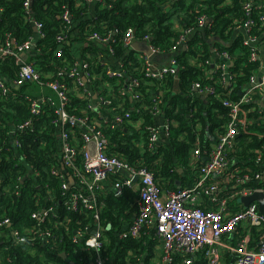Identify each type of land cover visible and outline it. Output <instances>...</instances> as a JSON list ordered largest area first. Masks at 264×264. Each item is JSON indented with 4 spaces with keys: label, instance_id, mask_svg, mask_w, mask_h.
<instances>
[{
    "label": "trees",
    "instance_id": "16d2710c",
    "mask_svg": "<svg viewBox=\"0 0 264 264\" xmlns=\"http://www.w3.org/2000/svg\"><path fill=\"white\" fill-rule=\"evenodd\" d=\"M25 1L0 0V42L8 35L10 41L17 44L36 37V49L28 62H34L43 75L41 82H27L19 88L13 85L20 70L19 63L14 57L0 58V77L10 87L7 97L0 92V220L10 218L12 228L24 231L25 235H29L27 231L32 233L39 229L50 232L53 238L14 244L10 229L0 228V264H70V261L87 264L95 253L74 242L73 235L92 222L93 217L90 213L66 209L65 201L72 192L86 195L89 192L86 186L77 183L69 190L62 188L65 181L68 183V171L62 170L59 128L54 123L59 118L56 109L60 101L57 92L45 83L58 81L69 88L65 107L69 115L99 118L108 140L109 156L147 167L162 189L190 188L200 176L205 164L203 157L224 132L229 119L223 101L229 92L232 99L238 101L247 91L250 78L261 73L263 60H251L253 46L244 44L246 37L237 33V28L249 19L244 5L252 2L250 18L255 25L251 35L257 36L258 44L264 47V27L259 20L264 14L261 4L264 0H177L171 2L172 12L165 9L171 0H106L104 4L95 5L85 0H31L30 10H26ZM65 13L70 14L68 21L63 19ZM202 17L208 21L204 25H200ZM32 19L42 25L39 34L34 30ZM129 28L135 30L139 42L146 37L151 40L153 48L159 51L156 58L163 60L162 67L176 60V76L170 73L161 79L146 76L141 55L123 45L122 38ZM187 30L191 33L185 49L178 42ZM94 33L111 34L109 44L103 47L89 41L88 36ZM62 35L67 36L63 41L59 39ZM75 45L80 46L79 57L74 53ZM214 48L227 51L232 64L227 66L218 59L211 69L208 61L213 58ZM108 57L121 59L122 77L111 78L107 74V70L113 68L104 61ZM72 68L81 76L89 72L87 84L91 90L75 84L70 77ZM225 70L232 75L229 88L224 82ZM133 80L139 82L134 90L140 94L138 100L127 93L128 84ZM197 83L203 88H215L218 95H209L205 103L195 92ZM89 90L99 94L95 108ZM39 97L51 99L56 105L47 103L40 116H33L28 100ZM155 98L161 100L159 106L165 120L176 123L169 133V148L156 149L149 142L150 128L157 126V116L153 115ZM258 99L255 97L253 102L242 105L247 128H241L236 150L229 152L228 158L232 162L247 160L248 164L234 163L235 170L258 171L254 159L259 154L264 157V109ZM127 113L134 122L143 120L141 128L134 124L125 128L112 125V120ZM31 119V128L12 134L14 128ZM76 130L80 139L83 129L77 127ZM16 141L20 146H16ZM198 141L202 158L196 160L192 150ZM180 167L184 169V176L178 171ZM54 170H59L66 179L56 176ZM117 178L112 176L96 191L103 203L102 223L112 225L106 231L108 240L103 254L114 258V264L129 261L140 264L142 259L149 264L158 241L153 235L140 240L118 238L138 211V198L127 188L123 196L116 197ZM257 186H264V179ZM51 206L57 217L51 216L39 225L34 213ZM62 254H66L67 259ZM177 264H181V260H177Z\"/></svg>",
    "mask_w": 264,
    "mask_h": 264
},
{
    "label": "built area",
    "instance_id": "2783aa9c",
    "mask_svg": "<svg viewBox=\"0 0 264 264\" xmlns=\"http://www.w3.org/2000/svg\"><path fill=\"white\" fill-rule=\"evenodd\" d=\"M89 4H104L106 0H85ZM171 0L165 5L168 12H172ZM31 0L25 1L26 10L31 9ZM264 5V2L261 3ZM254 5L247 2L244 5V11L249 19L244 25L237 28V33H243L246 37L245 45H252L251 60L262 59L261 52L263 47L258 44V38L251 35L252 27L255 25L253 18ZM70 14L65 13L63 19L68 21ZM264 27V14L259 18ZM35 31L39 34L42 27L41 23L32 19ZM207 18L202 17L200 25L206 24ZM191 30L183 32L178 42L179 46L187 49V38ZM67 36H60L63 41ZM111 34H91L89 41H95L102 46L109 44ZM123 45L130 51L134 43L139 42L135 36V30L129 28L122 38ZM151 46L155 55L159 51L151 45V40L146 37L144 41ZM36 49V37H30L22 44L10 41V35L4 42H0V58L14 57L20 65L17 79L13 82L14 86L20 87L27 82H41L43 72H40L34 62H28V59ZM177 50V49H176ZM175 50V51H176ZM217 58L210 59L208 64L211 69L215 61L220 59L224 64L230 66L232 59L227 51L220 52L216 48L212 49ZM113 53V51H110ZM137 52V51H134ZM27 53L26 60L22 58ZM145 54V53H144ZM61 54L58 53V56ZM145 65V74L150 78H163L170 73L177 74L176 60H170L168 65L157 67L146 54L141 56ZM82 65V61H80ZM22 63V64H20ZM224 68V65L222 66ZM107 74L111 78H120L124 74L121 69L109 68ZM224 82L229 88L232 82V75L228 70L224 71ZM70 77L77 86H86L89 72L81 76L76 68L70 70ZM48 87L58 93L60 105L56 109L59 118L54 121L59 128V146L61 149V166L63 171H68V183L62 185L64 190H69L72 185L86 186L89 194L82 192H72L67 195L66 209L79 211V213H90L93 217L92 222L79 228L73 235V241L81 244L85 249L94 252L95 256L87 264H114V258L104 256L103 252L107 244L106 231L112 228L111 223L104 225L101 220V209L103 203H100L96 191L99 186L102 187L105 182L110 181L112 176H117L114 185V194L116 197L124 195V189L132 190L137 196L138 211L133 220L118 234L120 240L134 239L140 240L144 237L153 235L157 239L154 246V252L149 264H198L200 256L204 258L205 264H264V212H261L259 204L253 202L245 206L240 200L249 197L255 193L264 195V186H257L264 179V157L259 154L254 159L255 169L237 168L233 169V164L247 165V160L233 162L228 158V153L236 150L238 137L241 134V128H247L246 112L242 105L253 102L255 97L260 107L264 109V66L261 73L253 75L249 80L247 91L243 96L235 101L229 92L228 97L223 101V105L229 111V119L224 125V132L219 139L212 145L206 155L207 160L200 169V176L190 188L162 189L159 187L154 174L145 166L133 165L123 158L109 156L108 140L102 132V123L99 118L90 119L87 116L78 117L69 115L65 111L66 103L69 101V88L58 81H48L45 83ZM139 86L137 80L131 81L127 87V93L132 99H139L140 94L134 90ZM9 84L0 77V92L4 97L9 95ZM90 92L91 96L96 94ZM195 92L200 96L218 95L213 87H202L199 83L195 85ZM87 93H84V95ZM89 95V94H88ZM99 99V94L97 93ZM93 99V98H92ZM31 114L40 116L43 113V106L49 103L55 106L56 103L51 99L42 97L38 100H28ZM155 104L153 115L160 116L162 110L159 106L161 100L153 99ZM97 104V103H96ZM93 108L94 102H93ZM140 111V109H138ZM143 120L133 121L130 113L124 116H117L112 120V125L125 128L126 125L138 126L141 128ZM173 121L165 120L162 126L150 128V145H156L161 131L170 133ZM33 126L32 119L14 128L12 134L23 132ZM80 127L81 137L78 138L76 128ZM16 146L20 143L16 141ZM193 159L202 158L200 142L192 150ZM1 156V149H0ZM205 157V156H204ZM203 157V158H204ZM81 158V160H79ZM56 176L64 179L59 170H54ZM66 179V178H65ZM70 179L73 180L71 183ZM219 180H222L220 182ZM66 194V193H65ZM54 206L41 209L34 213L33 217L43 224L47 219L57 217L54 212ZM68 219H66L67 221ZM9 228L10 236L14 244H23L32 240L42 238L48 240L53 238L50 232L33 230L29 235H25L18 228H12L10 218L5 217L0 220V228ZM225 255V256H224ZM1 262V261H0ZM140 264H147L145 259L139 260ZM128 264H136L129 261Z\"/></svg>",
    "mask_w": 264,
    "mask_h": 264
},
{
    "label": "water",
    "instance_id": "95a60500",
    "mask_svg": "<svg viewBox=\"0 0 264 264\" xmlns=\"http://www.w3.org/2000/svg\"><path fill=\"white\" fill-rule=\"evenodd\" d=\"M34 30L37 31L36 28H34ZM222 43H224V42H222ZM103 47H105V46H103ZM132 50L137 51V52L145 53L147 56L150 57L151 60H153V59H155L157 57V55L154 54L151 46L147 42H143V43L136 42V43H134L133 46H132ZM212 53H213L214 58H217V55L215 54V52L212 51ZM27 57H28L27 53L23 54V56H22V58L24 60H26ZM105 62L114 65L117 70H120L121 59L117 60L114 57H108V58L105 59ZM20 64H22V63H20ZM97 98H98V95L94 94V96H93V99L95 101L94 102V106H96ZM201 99L204 102L207 101V97H205V96H201ZM204 160L206 161L207 157H204ZM70 181L73 182L72 179H70ZM177 184L181 185V183L179 181H177ZM240 201L243 202L245 204V206H248L249 204H251L253 202H257L259 204L261 212H264V195L261 194V193H255V194H253V195H251L249 197H244ZM62 255H63L64 258L67 259V255L66 254H62ZM69 263L70 264H74L72 261H70Z\"/></svg>",
    "mask_w": 264,
    "mask_h": 264
},
{
    "label": "crops",
    "instance_id": "0c3cea01",
    "mask_svg": "<svg viewBox=\"0 0 264 264\" xmlns=\"http://www.w3.org/2000/svg\"><path fill=\"white\" fill-rule=\"evenodd\" d=\"M74 53L75 55H77L78 57L80 56V46L79 45H75L74 48ZM138 54H140L141 56L145 55L143 52H136ZM261 57H262V60H263V66H264V47L262 49V52H261ZM116 59V58H115ZM119 60V59H117ZM105 61V60H104ZM154 65L157 66V67H162V64L161 62H163V60L161 58H156V59H153L152 60ZM107 63V62H106ZM112 65V64H111ZM113 68H115L114 65H112ZM120 67H121V63H120ZM116 69V68H115ZM122 69V68H121ZM20 88V87H19ZM94 93V92H93ZM97 94V93H96ZM58 95V93H57ZM94 96V95H93ZM93 98V97H92ZM39 99H42V97H39ZM94 101V99H93ZM95 102V101H94ZM207 103V102H205ZM165 122V117L163 115L160 114V116L157 117L156 119V125L157 126H162V124ZM174 122V125H176L175 121ZM173 125V126H174ZM169 134H167L164 130L161 131V134L159 136V139L158 141L156 142V149L159 147V146H166L167 148H169V145H170V140H169ZM20 156V155H19ZM179 173L181 176H184V169L183 168H179L178 169ZM73 183V182H71ZM225 256V255H224ZM204 262V258L202 256H200V259L198 260V264H201ZM223 264H226V262H223Z\"/></svg>",
    "mask_w": 264,
    "mask_h": 264
}]
</instances>
